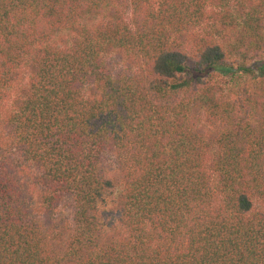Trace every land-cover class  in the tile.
<instances>
[{
  "label": "trees",
  "instance_id": "16d2710c",
  "mask_svg": "<svg viewBox=\"0 0 264 264\" xmlns=\"http://www.w3.org/2000/svg\"><path fill=\"white\" fill-rule=\"evenodd\" d=\"M256 69L264 0H0V264H264Z\"/></svg>",
  "mask_w": 264,
  "mask_h": 264
},
{
  "label": "rangeland",
  "instance_id": "374dc122",
  "mask_svg": "<svg viewBox=\"0 0 264 264\" xmlns=\"http://www.w3.org/2000/svg\"><path fill=\"white\" fill-rule=\"evenodd\" d=\"M254 67V66H253ZM263 75V79L260 77ZM216 80L220 81L221 83L227 84L225 87V93L231 94V96H235L238 91H241L244 87H252L258 82L264 83V74H262L257 69L254 70L253 73H236V74H216L214 75Z\"/></svg>",
  "mask_w": 264,
  "mask_h": 264
}]
</instances>
